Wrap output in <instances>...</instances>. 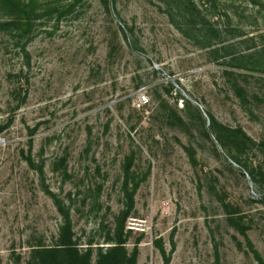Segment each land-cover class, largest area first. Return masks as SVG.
I'll return each instance as SVG.
<instances>
[{
    "label": "rangeland",
    "instance_id": "1",
    "mask_svg": "<svg viewBox=\"0 0 264 264\" xmlns=\"http://www.w3.org/2000/svg\"><path fill=\"white\" fill-rule=\"evenodd\" d=\"M192 1L0 3V264L57 243L51 192L93 255L123 221L135 264H261L264 0Z\"/></svg>",
    "mask_w": 264,
    "mask_h": 264
},
{
    "label": "trees",
    "instance_id": "2",
    "mask_svg": "<svg viewBox=\"0 0 264 264\" xmlns=\"http://www.w3.org/2000/svg\"><path fill=\"white\" fill-rule=\"evenodd\" d=\"M37 0H0L5 8L17 12V21L25 22L24 25L28 29L32 26L34 14L39 11L35 7ZM71 4H75L80 0H70ZM184 4V15L191 18L198 15L199 12L195 8L192 0H180ZM21 15H20V14ZM32 13V15H31ZM2 24V23H0ZM4 125H0V132ZM31 132V131H30ZM31 143V140L29 141ZM28 164H32L30 157L27 158ZM126 172L128 170L126 169ZM127 179V178H126ZM125 180L124 188L126 190ZM54 201V204L62 216V224L59 227L57 243L50 246H38L33 249L35 259L28 264H135L138 255L137 241L131 251L127 249L126 239L127 233L124 231V222L118 225L115 236L108 237L110 244L106 248L98 247L96 254L93 255V247L91 242L88 243L85 249H80L79 242L74 238L72 230L71 219L68 207L64 208L62 201L54 194L49 193ZM131 205V204H130ZM128 214V209L124 210L123 218ZM129 231V230H128ZM156 245L163 258V264H169L170 253H167L163 242L157 241ZM258 261L263 264L264 259L255 252ZM95 256V257H94Z\"/></svg>",
    "mask_w": 264,
    "mask_h": 264
}]
</instances>
